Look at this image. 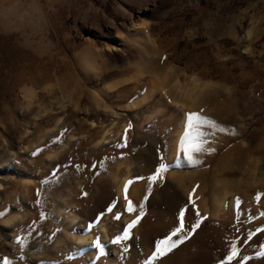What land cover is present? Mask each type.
Here are the masks:
<instances>
[{
	"label": "rangeland",
	"instance_id": "obj_1",
	"mask_svg": "<svg viewBox=\"0 0 264 264\" xmlns=\"http://www.w3.org/2000/svg\"><path fill=\"white\" fill-rule=\"evenodd\" d=\"M182 209L155 264H264V0H0V264H143Z\"/></svg>",
	"mask_w": 264,
	"mask_h": 264
},
{
	"label": "snow or ice",
	"instance_id": "obj_2",
	"mask_svg": "<svg viewBox=\"0 0 264 264\" xmlns=\"http://www.w3.org/2000/svg\"><path fill=\"white\" fill-rule=\"evenodd\" d=\"M207 129V130H206ZM210 130V131H208ZM224 131L223 128H220L217 123L205 116H202L200 113L190 112L186 113L185 118V125L183 134L179 140L178 148H177V162L183 160L189 165H196L201 163L196 157L199 153L204 151V144L207 142V137L212 135L215 131ZM168 170L167 166L161 162L159 167L156 169V172L147 177L149 184L151 185L154 183L158 178L161 177V174ZM136 180H143L145 177H136ZM134 182V180H128L124 185V192H125V200H126V211L132 213L135 211V207L131 200L128 199L127 191L129 186ZM37 195H40L38 192ZM260 195L258 194L256 199L259 201ZM191 199V196H190ZM237 205H239V200H237ZM140 215L137 216L136 220L132 221L128 224L123 231V234L117 235L111 242L112 244H120L127 239L130 238V229L135 227L142 216L144 215L143 212V204L140 206ZM109 212L112 211L110 207L108 209ZM197 217L200 216V213L197 211ZM264 215V213H262ZM180 224L178 227H175L171 233L160 240L155 242V250L152 252L151 256L143 262V264H155V262L162 257L167 256L173 250L178 248L182 245L190 236L195 232V230L200 226L201 219H197L196 222L192 225L191 231L185 230V223H184V210L182 209L179 213ZM115 219L119 220L120 215L116 214ZM203 219H206L204 217ZM258 231L264 232V228L258 229ZM252 233L249 234L248 239L252 238ZM174 237H178L177 239H173ZM93 246L100 250V254L103 255V249L101 248L99 240L93 242ZM123 251L127 252L128 249L126 247L123 248ZM239 254V250L236 246V243L231 244V251L228 253L227 257L220 261V264H231V261L236 260ZM258 258H264V245L261 246V251L258 253ZM248 257H243V262L247 261ZM4 264H8V261L5 260Z\"/></svg>",
	"mask_w": 264,
	"mask_h": 264
},
{
	"label": "bare ground",
	"instance_id": "obj_3",
	"mask_svg": "<svg viewBox=\"0 0 264 264\" xmlns=\"http://www.w3.org/2000/svg\"><path fill=\"white\" fill-rule=\"evenodd\" d=\"M122 186H123V185H121V186L118 188V192H120ZM216 200H217V198H216ZM218 201H219V200H218ZM216 202H217V201H216ZM8 221H9V220H8ZM100 230H101V236H102V238H103V239H106V234H105L103 228L101 227ZM85 240H86V239H85ZM77 242L79 243V240H77ZM82 242H84V241H80V243H82Z\"/></svg>",
	"mask_w": 264,
	"mask_h": 264
}]
</instances>
